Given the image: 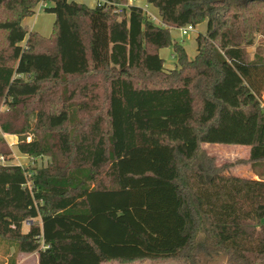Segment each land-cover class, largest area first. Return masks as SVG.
<instances>
[{
	"label": "trees",
	"instance_id": "trees-1",
	"mask_svg": "<svg viewBox=\"0 0 264 264\" xmlns=\"http://www.w3.org/2000/svg\"><path fill=\"white\" fill-rule=\"evenodd\" d=\"M40 1L0 0V130L49 158L0 162L5 264L15 252L37 264L198 253L264 264V49L247 52L264 39V0H144L160 25L128 0H43L49 36L22 24ZM202 21L194 57L174 41L165 68L169 29ZM204 143L247 146L255 177L228 173Z\"/></svg>",
	"mask_w": 264,
	"mask_h": 264
},
{
	"label": "rangeland",
	"instance_id": "rangeland-1",
	"mask_svg": "<svg viewBox=\"0 0 264 264\" xmlns=\"http://www.w3.org/2000/svg\"><path fill=\"white\" fill-rule=\"evenodd\" d=\"M87 1V0H86ZM87 6L91 3L95 5L94 0H88ZM136 3L141 4L142 8L144 9L145 1H136ZM135 3V4H136ZM92 5V6H93ZM90 6V5H89ZM147 9L154 14V16H150L152 21L156 24L158 23L156 17L158 16V9H156L153 5L147 6ZM31 18H25L24 25L29 26V22L34 19V15H31ZM55 19V15L50 12L40 11L39 14L36 16L34 24L35 29L38 30V33L43 36H49L52 32V25ZM22 20V21H23ZM204 22V21H202ZM201 24V25H200ZM199 25H195V30L189 31L185 36L180 35L178 28H171L169 29L170 34V41L171 43L167 47L160 48L159 54L160 57L163 58V63L166 68L174 67L175 59L171 56L172 55V43L177 41L182 44L185 48L187 55L192 56L195 52L196 48V40L195 36L204 29L205 24L200 23ZM257 45H261L264 49V39L260 36H256L255 43L247 48V52L249 56H252L253 51L255 50ZM8 107L0 102V113L2 111H7ZM9 113V112H8ZM6 122L13 126V128H22L23 126V119L19 117L18 114L11 113L6 115L4 118ZM33 121V119L31 120ZM26 140L28 141L32 136V131L28 129L25 133ZM18 134H6L0 130V162L2 164H18L23 167H28L31 165H37L38 167H43L48 163L49 158L38 157L34 159L29 155L21 154L16 147ZM201 149L203 152H207L214 158V162L216 165L221 164H230L228 166L227 172L234 175L240 176L244 178H254L255 173L252 172L251 168L248 166L246 162L241 160H245L248 157V147L245 145H233V144H216V143H204L201 145ZM264 222V218L261 220ZM28 224L27 222L23 225V230H27ZM5 246H0V264H5L6 261L9 259V255L12 249H8V253ZM37 254L31 252V254H25L21 252H15V260L20 261V264H34L35 258ZM102 264H188L186 260L183 258H176V259H161L160 260H151V259H144V260H134L128 262H118L115 260L112 261H105ZM195 264H228L226 261L225 255L222 254H208L205 255L203 253H198L196 256Z\"/></svg>",
	"mask_w": 264,
	"mask_h": 264
},
{
	"label": "crops",
	"instance_id": "crops-1",
	"mask_svg": "<svg viewBox=\"0 0 264 264\" xmlns=\"http://www.w3.org/2000/svg\"><path fill=\"white\" fill-rule=\"evenodd\" d=\"M71 1V0H70ZM74 1H77V2H80V3H83V4H85V5H87V3H89V1L87 0H74ZM95 1V4H96V2H97V0H94ZM101 1H103V0H101ZM136 1H138V0H135V2L133 3L134 5H138V6H140L141 8H142V6H141V4H139V3H136ZM139 1H141V0H139ZM142 1H144V0H142ZM136 3V4H135ZM90 6H92L93 4H89ZM144 5V11H145V13L147 14V15H150V16H154V14L152 13V12H150L148 9H147V6H150V4H148V3H144L143 4ZM152 6V5H151ZM40 11H44L43 10V8L40 6V3H38L37 5H36V7H35V10H34V19L32 20V21H30L29 22V26H27L29 29H31V30H34V31H36V32H38V30L37 29H35V24H34V21H35V18H36V16L39 14V12ZM31 17H33V16H27V17H25V18H31ZM24 18V19H25ZM151 18V17H150ZM152 20V19H151ZM156 20H157V24L158 25H160V17H159V14H158V16L156 17ZM155 23V22H154ZM201 23H203V24H205L204 22H201ZM22 24L24 25V20L22 21ZM201 25V24H200ZM199 25V26H200ZM205 28H206V24H205V26H204V29L201 31V32H204L205 31ZM195 51H196V48H195ZM158 54H159V51H158ZM194 54H195V52L192 54V56H189L190 58H192V57H194ZM159 56H160V54H159ZM172 56V55H171ZM173 57V56H172ZM174 58V57H173ZM163 65H164V63H163ZM165 67V66H164ZM166 68V67H165ZM170 69V68H169ZM103 263V262H102ZM101 263V264H102ZM16 264H20V261H16ZM34 264H37V257L35 258V261H34Z\"/></svg>",
	"mask_w": 264,
	"mask_h": 264
},
{
	"label": "built area",
	"instance_id": "built-area-1",
	"mask_svg": "<svg viewBox=\"0 0 264 264\" xmlns=\"http://www.w3.org/2000/svg\"><path fill=\"white\" fill-rule=\"evenodd\" d=\"M104 2H106L108 4L110 3L108 0H103V1L97 0L96 3H104ZM134 2H135V0H128V4H133ZM39 3H40V6L42 8L46 5V2L43 0H41ZM115 10L118 13H120L122 11L121 7H119V6ZM193 30H195V25L190 24V23H187V24H185V26L178 28L180 35H183V36H185V34H187L189 31H193ZM27 224L29 225V222H27Z\"/></svg>",
	"mask_w": 264,
	"mask_h": 264
}]
</instances>
